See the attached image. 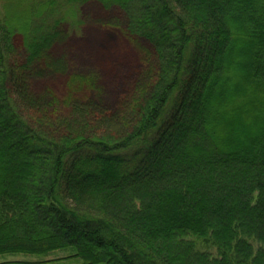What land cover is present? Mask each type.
Wrapping results in <instances>:
<instances>
[{"label": "trees", "instance_id": "trees-1", "mask_svg": "<svg viewBox=\"0 0 264 264\" xmlns=\"http://www.w3.org/2000/svg\"><path fill=\"white\" fill-rule=\"evenodd\" d=\"M90 3L146 46L117 100L81 56L68 94L34 91L65 72L53 48ZM68 247L264 264V0H0V259L45 256L1 264Z\"/></svg>", "mask_w": 264, "mask_h": 264}, {"label": "rangeland", "instance_id": "rangeland-1", "mask_svg": "<svg viewBox=\"0 0 264 264\" xmlns=\"http://www.w3.org/2000/svg\"><path fill=\"white\" fill-rule=\"evenodd\" d=\"M85 24L82 31L75 34H68L54 46L52 54L55 60H63L65 72H58L56 76L42 78L36 81L34 91L41 92L49 87L55 94L65 96L68 94L65 82V74L68 70L80 71L72 63L82 57L78 64L87 65L98 70L99 77H102L104 89H106V101H115L119 96L121 87H124V77L139 65V52L135 46L145 44L139 40L129 38L123 30V17L118 10L106 11L96 3L87 4L82 8ZM99 37L100 39H96ZM102 37L107 40H102ZM103 59L97 62L95 57ZM71 68V69H70ZM74 247L53 252L48 260L56 263L45 264H82V260L72 258L75 254ZM45 256H6L0 259V264L8 261H43ZM44 264V263H43Z\"/></svg>", "mask_w": 264, "mask_h": 264}, {"label": "bare ground", "instance_id": "bare-ground-1", "mask_svg": "<svg viewBox=\"0 0 264 264\" xmlns=\"http://www.w3.org/2000/svg\"><path fill=\"white\" fill-rule=\"evenodd\" d=\"M96 39H100L99 37H96ZM103 40V39H102Z\"/></svg>", "mask_w": 264, "mask_h": 264}]
</instances>
